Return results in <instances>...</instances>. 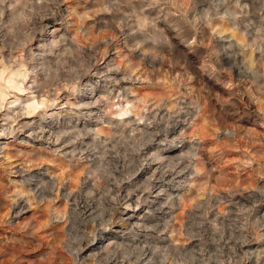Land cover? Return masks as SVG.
Wrapping results in <instances>:
<instances>
[{"label": "rangeland", "instance_id": "374dc122", "mask_svg": "<svg viewBox=\"0 0 264 264\" xmlns=\"http://www.w3.org/2000/svg\"><path fill=\"white\" fill-rule=\"evenodd\" d=\"M0 105V264H264V0H0Z\"/></svg>", "mask_w": 264, "mask_h": 264}, {"label": "bare ground", "instance_id": "6f19581e", "mask_svg": "<svg viewBox=\"0 0 264 264\" xmlns=\"http://www.w3.org/2000/svg\"><path fill=\"white\" fill-rule=\"evenodd\" d=\"M11 81H15L14 79H12ZM18 88H19V86H18ZM20 89V88H19ZM5 95V94H4ZM39 104H44V101L43 100H38V101H36V105H39ZM36 105H34V106H36ZM1 106V105H0ZM33 106V105H32ZM31 107V105H28V108H30ZM160 110V109H159ZM157 113V112H156ZM171 161V160H170ZM16 167V166H15ZM15 167H13V168H15ZM36 167V166H35ZM19 170V169H18ZM23 170V169H22ZM17 172H19V171H17ZM30 176V175H29ZM60 177V176H59ZM28 178V177H27ZM27 181V180H26ZM31 182V181H30ZM43 182V181H42ZM23 183V182H22ZM52 185V184H51ZM88 185V184H87ZM53 191V190H52ZM118 196H121V195H118ZM130 197V195H127V196H124V198L125 199H127V198H129ZM133 197V196H132ZM25 198V197H24ZM132 198L130 197V199L129 200H131ZM134 199V198H133ZM128 200V201H129ZM84 203V202H83ZM174 203V202H173ZM27 204V201L25 202L24 200H23V196L21 195H19V196H16V198H14L13 200H12V202H11V204L7 207V209L4 211V213H2L1 214V216H0V222H9L10 221V217H12L13 216V214H19V213H22V210L27 206L26 205ZM79 204V203H78ZM78 204H77V206H78ZM117 204V203H116ZM26 205V206H25ZM173 205V204H172ZM83 206L85 207V210L88 208L87 206H86V204L84 205L83 204ZM31 207V206H30ZM82 207V206H81ZM77 208H79V207H77ZM27 209V208H26ZM82 209V208H81ZM80 210V209H79ZM84 210V209H83ZM83 210H81V211H83ZM88 210V209H87ZM25 211V210H24ZM23 211V212H24ZM77 211V210H76ZM111 211H113V212H110L109 213V218H108V220H110L111 222H113L116 218H117V209H115V208H113ZM84 212V211H83ZM105 214H106V212H104ZM224 213V212H223ZM77 215V214H76ZM119 216V215H118ZM88 217V216H87ZM91 218V217H90ZM121 218V217H120ZM123 218V217H122ZM89 219V218H88ZM103 219H105V217H103ZM102 219V220H103ZM13 220V219H12ZM11 222V221H10ZM119 245V244H118ZM121 246V245H120ZM147 246V245H146ZM149 247H150V245H149ZM152 247V246H151ZM143 252H141V254H146V252L148 251V250H144V247H143V250H142ZM149 252V251H148ZM140 256V255H139ZM145 256H147V255H145ZM149 257V256H148ZM132 259V258H131ZM124 263V262H123ZM135 264H143V261L142 260H140L139 259V257H138V260L137 261H135Z\"/></svg>", "mask_w": 264, "mask_h": 264}]
</instances>
